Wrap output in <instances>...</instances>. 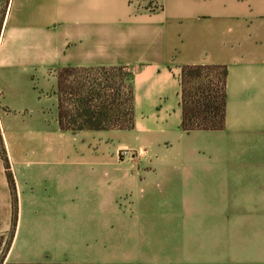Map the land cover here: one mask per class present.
Listing matches in <instances>:
<instances>
[{
	"label": "crops",
	"instance_id": "crops-1",
	"mask_svg": "<svg viewBox=\"0 0 264 264\" xmlns=\"http://www.w3.org/2000/svg\"><path fill=\"white\" fill-rule=\"evenodd\" d=\"M188 66L223 130L181 129ZM63 68L126 70L134 128L62 131ZM0 97L4 264H264V0H0Z\"/></svg>",
	"mask_w": 264,
	"mask_h": 264
},
{
	"label": "trees",
	"instance_id": "trees-1",
	"mask_svg": "<svg viewBox=\"0 0 264 264\" xmlns=\"http://www.w3.org/2000/svg\"><path fill=\"white\" fill-rule=\"evenodd\" d=\"M226 75V68L183 67L181 129L184 132L224 129ZM57 79L62 131L78 134L134 128L132 89L126 70L63 68L57 72ZM9 179L12 185V178ZM11 240L5 242L0 238V250L5 242L0 264H4Z\"/></svg>",
	"mask_w": 264,
	"mask_h": 264
},
{
	"label": "rangeland",
	"instance_id": "rangeland-1",
	"mask_svg": "<svg viewBox=\"0 0 264 264\" xmlns=\"http://www.w3.org/2000/svg\"><path fill=\"white\" fill-rule=\"evenodd\" d=\"M96 78V77H95ZM99 79V78H98ZM100 79H103V77H100ZM95 80V79H94ZM98 81V80H96ZM96 85H98V83L96 82ZM83 138H78V137H75L74 140H73V146H75V149L77 148H80V146L84 145L83 143ZM79 155H77L76 153L74 154V165L75 166H79L80 164L78 163L79 161ZM160 239L156 238L155 239V242L156 243H159Z\"/></svg>",
	"mask_w": 264,
	"mask_h": 264
},
{
	"label": "built area",
	"instance_id": "built-area-1",
	"mask_svg": "<svg viewBox=\"0 0 264 264\" xmlns=\"http://www.w3.org/2000/svg\"><path fill=\"white\" fill-rule=\"evenodd\" d=\"M157 5H159V2H157ZM1 98V97H0ZM121 159H131L133 157V154L130 151L123 150L119 153Z\"/></svg>",
	"mask_w": 264,
	"mask_h": 264
}]
</instances>
